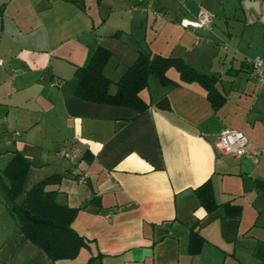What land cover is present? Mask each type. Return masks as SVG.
I'll return each instance as SVG.
<instances>
[{"label": "crops", "instance_id": "obj_1", "mask_svg": "<svg viewBox=\"0 0 264 264\" xmlns=\"http://www.w3.org/2000/svg\"><path fill=\"white\" fill-rule=\"evenodd\" d=\"M181 1L152 8L161 12H151L152 31L175 35L156 44L147 28L139 34L150 22L146 0H0V117L14 144L0 152L8 154L1 179L15 150L30 161L29 186L62 173L56 200L80 207L72 227L88 240L75 257L53 261L16 227L0 264H87L97 254L101 264H264V84L247 62L264 58V0H236L226 10L224 0ZM199 13L209 26L181 24ZM99 45L110 51L103 67L110 92L142 50L213 75L224 100L214 108L204 86L181 81L174 66L165 75L176 84L148 76L142 112L80 98L75 71ZM162 97L165 108L156 107ZM224 126L244 132L255 161L220 151ZM63 150L74 154V167ZM205 181L217 204L211 211L194 191ZM190 227L202 237L196 253Z\"/></svg>", "mask_w": 264, "mask_h": 264}, {"label": "trees", "instance_id": "obj_2", "mask_svg": "<svg viewBox=\"0 0 264 264\" xmlns=\"http://www.w3.org/2000/svg\"><path fill=\"white\" fill-rule=\"evenodd\" d=\"M109 55V49L99 45L93 50L87 63L77 67L75 95L90 101L125 105L142 112L149 106L140 94V91L147 86L148 76L151 74L156 76L161 83L176 84L177 81L165 75L166 69L174 66L179 72L181 81L195 80L204 86L214 108L224 100V96L214 86L213 75L195 71L179 57L163 56L142 50H138L134 61L115 82V91L110 92L111 81L103 73ZM29 164L30 161L20 151L15 150L2 169L8 180L7 184L1 185L9 201V213L14 218L22 239L39 246L53 261L71 259L88 243L87 238L72 227V221L80 207H72L56 200L58 183L63 176L60 172L50 173L25 188L24 182ZM194 191L199 203L208 211L217 206L208 181L203 182ZM22 192V200L18 202L17 197ZM94 199L91 198L87 203L93 202ZM235 209L237 214L238 208ZM201 242L202 237L197 230L190 227L189 252H198ZM99 256L100 254L92 256L87 264H101Z\"/></svg>", "mask_w": 264, "mask_h": 264}, {"label": "rangeland", "instance_id": "obj_3", "mask_svg": "<svg viewBox=\"0 0 264 264\" xmlns=\"http://www.w3.org/2000/svg\"><path fill=\"white\" fill-rule=\"evenodd\" d=\"M181 2H184L183 0ZM157 0H146V2L144 3L147 7L150 9L154 8V9H157ZM224 5V9H230L231 6L233 5H236L238 6V4L236 3V0H230V2L228 0H224L223 1ZM143 5H138L139 8H141ZM173 6V5H172ZM167 10L166 9V13H167ZM144 15H147L150 22L148 23V27H146V23H143L142 25H140V32L139 34H142L144 33V30L146 29L147 30V33H148V40H154V42L157 44L158 41H162V42H166L167 40H170V42H174L175 41V35H170V33H168L167 31L164 32H161L157 35L156 31H152L151 27H150V24L152 23V21L154 20V14L151 13V12H147L146 10H144ZM241 15V12L239 11V9H236V16H239ZM231 19V18H230ZM231 23H234L232 20H231ZM224 28V27H222ZM247 28H250V27H247ZM137 30V29H136ZM248 30V29H247ZM247 30H246V33L244 34L246 36L247 34ZM155 36L157 35V37H151V36ZM168 37H166V35ZM152 38V39H151ZM228 42V41H226ZM143 45H147V43L145 41H143ZM175 43H169V45H173ZM223 53H224V50H223ZM222 53V54H223ZM113 59V58H111ZM172 69V71H175L174 68H170ZM5 131H6V127H4V124H3V119L2 117H0V152H5L7 149H11L14 147V144L13 143H7L6 142V139H7V136H5ZM70 150V149H69ZM8 154H3L0 156V167L3 166V164H5V162L7 161V157ZM63 159H64V163L68 164V166H72L74 167L73 163L76 162L77 160L76 159H72L70 160V158H67L65 156H63ZM33 169V168H32ZM35 170H31L30 174L28 177H31L32 174L34 173ZM1 181H5L7 182V179L5 177H2ZM27 181L25 182L24 184V187L25 188H28L27 186H29L27 184ZM22 197L23 195L20 194L18 197H17V201L20 202L22 200ZM239 199L241 200V197H239ZM244 200V199H243ZM244 202V201H242ZM8 205H9V201L6 197V194H5V191L2 187V185L0 184V257L1 256H6L10 253V250H11V247L13 245V242H14V235L17 233V226H16V222L14 220V218L10 215L9 213V210H8ZM248 209L247 205L244 204V212Z\"/></svg>", "mask_w": 264, "mask_h": 264}, {"label": "built area", "instance_id": "obj_4", "mask_svg": "<svg viewBox=\"0 0 264 264\" xmlns=\"http://www.w3.org/2000/svg\"><path fill=\"white\" fill-rule=\"evenodd\" d=\"M148 12H153L157 17L161 15V12L154 9L145 8ZM210 17L204 13H199L195 18H183L181 20L182 25H192V26H209ZM247 62L249 64L250 75L260 83L264 84V58L260 56H255L253 58H248ZM3 65V59L0 57V69ZM60 80L53 79L50 85H59ZM248 138L244 132L237 128L224 126L220 129L217 138V146L223 153H232L236 156H246L252 161L256 160L255 155H250L247 150ZM257 153L259 150L256 151ZM61 154L65 157L72 158L74 154L68 153L67 151H62Z\"/></svg>", "mask_w": 264, "mask_h": 264}, {"label": "water", "instance_id": "obj_5", "mask_svg": "<svg viewBox=\"0 0 264 264\" xmlns=\"http://www.w3.org/2000/svg\"><path fill=\"white\" fill-rule=\"evenodd\" d=\"M167 101L166 97H162L159 101L155 103L156 107L165 108V102Z\"/></svg>", "mask_w": 264, "mask_h": 264}]
</instances>
